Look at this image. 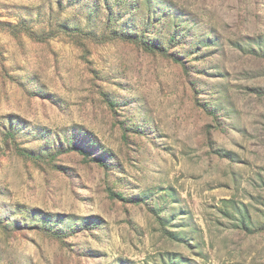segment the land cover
I'll return each instance as SVG.
<instances>
[{
	"label": "rangeland",
	"instance_id": "rangeland-1",
	"mask_svg": "<svg viewBox=\"0 0 264 264\" xmlns=\"http://www.w3.org/2000/svg\"><path fill=\"white\" fill-rule=\"evenodd\" d=\"M0 264H264V0H0Z\"/></svg>",
	"mask_w": 264,
	"mask_h": 264
}]
</instances>
